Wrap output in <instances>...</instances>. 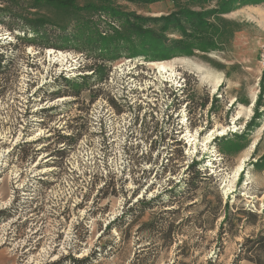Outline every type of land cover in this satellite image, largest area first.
Listing matches in <instances>:
<instances>
[{"label":"rangeland","instance_id":"rangeland-1","mask_svg":"<svg viewBox=\"0 0 264 264\" xmlns=\"http://www.w3.org/2000/svg\"><path fill=\"white\" fill-rule=\"evenodd\" d=\"M12 1L0 0V264H254L264 2L220 16L237 27L215 50L150 60L84 41L96 31L136 40L100 0ZM110 4L161 18L216 1ZM217 18L206 21L227 27Z\"/></svg>","mask_w":264,"mask_h":264},{"label":"trees","instance_id":"trees-1","mask_svg":"<svg viewBox=\"0 0 264 264\" xmlns=\"http://www.w3.org/2000/svg\"><path fill=\"white\" fill-rule=\"evenodd\" d=\"M3 2L12 3V0H2ZM54 2V0H52ZM76 0H59L57 2L67 7V5H73ZM104 2L102 6L98 7V10H104L106 14L111 16H120L125 19L127 26L131 27L133 35H135L136 40H130L129 36L124 35L119 31H115L109 36H103L99 33H95V40H84L87 43L93 44L95 50L99 52L106 53L105 55L113 52L114 50L119 52L116 56L112 58H118L122 49L127 53L125 54L128 58H135L147 54L154 58H149L150 60H164L173 56L174 53H179L181 55H192L194 50L208 51L215 50L217 44L213 41L216 38L222 39L225 32L232 37L236 27L230 25L229 22L220 20L219 17L228 14L243 5L259 4L264 2V0H215L216 6L212 9L196 12L189 7H183L178 5L179 9L174 14H170L161 18H144L139 17L131 13H123L118 11L110 4V0H100ZM139 1L144 3H154L162 0H131ZM179 4V0H173ZM181 1V0H180ZM185 1V0H184ZM192 4L203 3L207 0H186ZM212 1V0H210ZM59 5V4H58ZM88 6V5H87ZM70 8V7H69ZM1 11V10H0ZM5 13H0L4 15ZM217 16L220 22H225L227 25L223 26L209 23L206 21V16ZM133 17L135 20H132ZM185 19V20H184ZM183 21L189 24L190 29L197 32V34L187 33V29L183 25ZM161 24V29L163 31L167 30L170 26H174L175 31L180 33L182 37H189V40H164L162 34L158 33L150 26H144L147 23ZM231 27V28H230ZM35 28H33L34 30ZM230 29V30H229ZM38 29H35L37 31ZM226 34V36H227ZM66 38V36H65ZM121 41V42H120ZM122 53V52H121ZM153 55V56H152ZM69 88L77 87L74 80H66ZM115 106L116 104L112 102ZM118 108V106H117ZM200 178V173L197 174ZM251 248L248 250V259L254 264H264V232H259L256 234L255 238L251 241Z\"/></svg>","mask_w":264,"mask_h":264},{"label":"bare ground","instance_id":"bare-ground-1","mask_svg":"<svg viewBox=\"0 0 264 264\" xmlns=\"http://www.w3.org/2000/svg\"><path fill=\"white\" fill-rule=\"evenodd\" d=\"M158 64V63H157Z\"/></svg>","mask_w":264,"mask_h":264}]
</instances>
